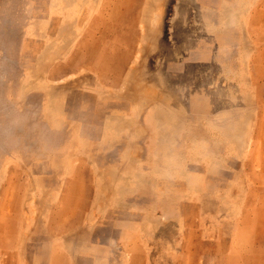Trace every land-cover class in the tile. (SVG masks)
<instances>
[{
    "label": "rangeland",
    "instance_id": "rangeland-1",
    "mask_svg": "<svg viewBox=\"0 0 264 264\" xmlns=\"http://www.w3.org/2000/svg\"><path fill=\"white\" fill-rule=\"evenodd\" d=\"M0 264H264V0H0Z\"/></svg>",
    "mask_w": 264,
    "mask_h": 264
}]
</instances>
